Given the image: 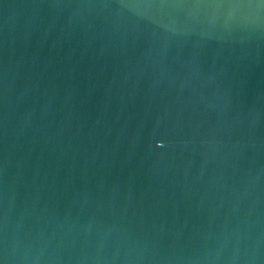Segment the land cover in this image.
Segmentation results:
<instances>
[{
	"label": "water",
	"instance_id": "1",
	"mask_svg": "<svg viewBox=\"0 0 264 264\" xmlns=\"http://www.w3.org/2000/svg\"><path fill=\"white\" fill-rule=\"evenodd\" d=\"M0 264H264V0H0Z\"/></svg>",
	"mask_w": 264,
	"mask_h": 264
}]
</instances>
